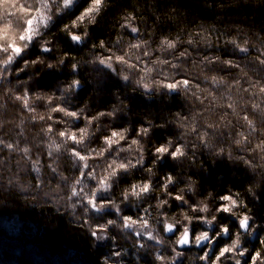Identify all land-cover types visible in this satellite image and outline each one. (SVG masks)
Returning a JSON list of instances; mask_svg holds the SVG:
<instances>
[{
	"label": "trees",
	"instance_id": "obj_1",
	"mask_svg": "<svg viewBox=\"0 0 264 264\" xmlns=\"http://www.w3.org/2000/svg\"><path fill=\"white\" fill-rule=\"evenodd\" d=\"M17 2L23 3L24 0ZM12 12L15 9L10 5L0 7V16ZM20 18L13 16L12 22ZM72 18L56 23L53 16L55 26L50 25V31L42 29L49 32L44 39L51 41L48 46L52 51L43 53L41 40L24 57L28 61L39 57L44 63H29L26 71L19 73V79L17 72L6 73L7 80L0 83V105H3L0 107V138L17 146L16 151H9L6 147L0 149V264H162L155 259L157 254L165 258L163 264H174V248L183 253L175 264L181 260L183 264H205L199 260L204 253L194 242L187 247L175 243L184 225L193 229L196 235L208 230L197 220L189 225L184 217L187 214L211 219L216 215L217 230L220 224L235 222L231 239L219 237L204 249L215 253L214 260L219 249L236 238L237 216L216 212L226 203L219 198L234 193H239L244 203V207L235 212L250 215L257 234L264 239V150L258 147L264 144V124L259 114H253L251 110V104L261 102L264 97L253 100L238 88L229 90L219 86L212 91V96L216 97L213 101L207 91L192 88V92H197L203 99L201 103L191 92L181 90L177 95L158 86L162 81L189 78L201 89L212 90L213 75L223 77L226 85L240 79L242 87L248 86L245 83L248 77L256 80L260 75L259 66L252 58L258 55L264 38V0H107L98 22L87 26L82 44H75L66 32L61 31L63 24ZM7 22V19L0 20V26ZM124 24L136 27L138 31L132 33L130 27H122ZM79 34L84 35V26L79 29ZM232 40L248 47L249 52H239L229 43ZM101 41L104 42L103 48L99 46ZM164 42L173 43L175 47L168 48ZM133 44L140 47H130ZM65 54L67 60L61 65L58 62ZM118 55L124 56L128 64L135 67L117 64L114 57ZM108 56L113 57V67L119 75L99 63V59ZM205 57L212 60L220 57V60L208 64ZM3 58L0 55V59ZM225 59L237 62L240 68L229 70L222 63ZM50 62L55 65L53 69L47 68ZM72 63L78 65L76 73L71 72ZM18 67H24L23 60L19 61ZM56 68L60 70L56 71ZM241 69L248 73V77L242 76ZM125 75L129 76L128 81L123 80ZM73 79L80 80L79 89L67 93L58 90L67 87ZM137 81L150 84L151 93H145ZM9 89L13 91L9 92ZM25 89L30 90L29 103L35 107V112L27 111L22 101L15 100V96L22 95ZM37 96L43 98L38 100ZM49 96L54 97L51 107L83 110L78 127H69L72 123L70 117L51 111ZM232 102H235L239 116L227 108ZM101 112L114 115L93 121L84 144L78 146L82 154L96 156L101 149L107 148L104 137L110 136L112 131L128 129L126 139L113 145L115 150H110V155L106 152L105 157L88 161L90 169L99 165L95 168L97 180L84 178V184L77 187L89 192L106 174L104 170L114 158L117 162L131 160L135 164L142 154L143 165L122 173L110 193L104 195H110L120 204L124 215L146 219L147 231L161 239V244L115 226H110L105 233L106 239H97L91 235L94 227L116 217L106 215L108 208L96 213L85 212L82 203H77L75 209L71 207L77 198L69 201L68 197L79 171L69 149L77 146L69 141L59 152L52 151L49 146L52 141L63 142V138L57 135L59 131L68 128L78 133L88 119ZM225 112L229 114L225 116ZM245 113L253 119L255 132H251L243 121ZM48 115L57 121L51 134H46L47 126L53 123L47 119ZM40 116L45 119L40 120ZM150 125L153 127L148 135L137 136L142 126ZM133 139L143 146L142 153L139 145L131 143ZM169 139L174 144L183 145L186 155L175 161L169 157L157 161L154 148ZM202 139L211 147H205ZM237 140L243 143L238 145ZM26 147L30 149L27 154L22 151ZM121 148L125 150L120 151ZM93 149L96 152H92ZM221 149L223 155H217ZM229 153L232 159L228 158ZM240 156L250 160L252 166L236 159ZM52 168L57 171L53 172ZM149 168L151 173L147 171ZM169 175L174 182L165 189ZM62 176L68 179L64 180ZM145 182L152 185L149 193L140 198L130 196L122 202L125 190L130 191L132 184ZM177 195L187 201L182 207V202L175 200ZM161 201L167 203L159 206ZM205 205L208 212H192L193 207L199 209ZM165 223H173L179 230L175 235L165 233ZM134 227L140 229L139 224ZM100 235L104 236V233ZM240 239L250 253L242 259L252 264L251 255L257 252H261L264 259V245L244 234ZM115 252L120 255H114ZM234 259L223 260L222 264H234ZM256 264H260V260Z\"/></svg>",
	"mask_w": 264,
	"mask_h": 264
},
{
	"label": "snow or ice",
	"instance_id": "obj_2",
	"mask_svg": "<svg viewBox=\"0 0 264 264\" xmlns=\"http://www.w3.org/2000/svg\"><path fill=\"white\" fill-rule=\"evenodd\" d=\"M3 5H10L15 9V12L6 13L4 16H0V20H8L7 23H4L2 26H0V55H3L5 57L3 59H0V83H3L5 80H7V76L5 74L10 72H17V79H19V73H24L29 65V63L27 62H30L32 65L37 64L36 59L28 61L25 60L24 57L27 54V51L36 44H39L41 40H43V43L40 45L41 51L43 53H50L52 51V48L48 46L51 41L44 39V37L48 35L49 32L43 30L50 31V25H52L53 27L55 26L52 23L53 16L56 17V23H60L66 18L74 17L70 20L69 23L63 24V28L61 29V31L66 32L71 41H73L75 44H82L84 43V38L87 35V26L94 25L98 22V17L101 15L103 9L107 6V0H31V2H29V0H24L23 3H18L17 0H0V7H2ZM13 16H19L21 18L13 23ZM81 26H84V35L79 34V29L81 28ZM122 27L129 28L130 25L124 24L122 25ZM74 29L77 31H73ZM130 31L132 33H136L138 29L136 27H130ZM164 43H166V46L168 48L175 47L173 43ZM229 43H231L241 53L247 54L249 52L248 47L241 46L235 40L229 41ZM244 43L247 44L248 41H245ZM99 46L103 48L104 42L101 41ZM130 47L139 48L140 45L133 44L130 45ZM253 47H255V45H253ZM145 55H147V53H145ZM183 55L184 53H181V56ZM204 59L208 64H213L216 61H219L220 57H215V60L209 59L208 57H205ZM252 59L258 62L259 67L257 70L259 71L260 75L256 80H252L250 77H248V73L241 69L242 76L248 77V79L245 80V83L248 84L247 87L241 86L240 79H236L234 84L226 85L223 77L217 78V76L215 75L211 77L212 90L201 89L199 84H193L192 80L189 78L174 80L173 82L167 83L162 81L158 86L161 89L167 90V93H175L177 95L180 94L181 90H183V92L185 93L191 92V94L196 99L201 100V103H203V99H201V97L197 95V92H192V88H196L200 92L207 91L208 95L212 96V91L216 90L219 86H225L229 90L235 87L242 91L244 94H248L251 99L255 100V98L258 96L264 97V38H262L261 40V49L258 50V55L254 56ZM20 60L24 61V67H18ZM66 60L67 54H65V57L59 60L58 63L63 65L65 64ZM112 60L113 57L108 56L99 59V63L119 75V71L113 67ZM115 62L117 64H127L129 68L135 67L134 65L128 64V61L122 55L115 56ZM222 63L229 70L240 68V65L237 62H234L232 59H225L222 61ZM14 65H17V67H13ZM54 67L49 66L48 69H53ZM173 67H176V65H173ZM77 68V64H71L72 73H76ZM59 70V68H56V71ZM122 78L125 81L129 80L128 75H125ZM167 79L168 77H165V80ZM21 82L27 83V81ZM137 84L144 88L145 93H151L152 89L146 83L141 84V81H137ZM80 87V80L73 79L70 83H68L67 88L58 90L67 93L75 91ZM12 91L13 89H9V92ZM42 98L43 97L41 96L36 97V99L38 100ZM0 99H2V97H0ZM56 99H59V97H57ZM204 99H207V97H204ZM212 99L213 101H215L216 97L212 96ZM228 99L231 100L230 94L228 96ZM15 100L22 101L23 108L27 111H36L35 107L31 106L29 103V89H25L22 95L15 96ZM53 102L54 97L49 96L48 105L50 107ZM262 105H264V100H261V102L259 103L254 102L251 104V110L253 114H259L261 123L264 124V106ZM0 107H3V105H0ZM227 108L231 109L233 114H236L237 116L240 115V113L236 112L235 102L228 103ZM51 111L53 113H63L64 116L70 117L72 123L69 124V127H72L73 125L78 127V121L80 120V117L83 113V110H81L80 112L68 111L66 108L61 106L51 107ZM228 114L229 113L227 112L224 113L225 116ZM105 115L112 116L114 115V113L111 112V114H109L101 112L98 116H93L91 119L87 120L84 127L79 128L78 133L76 131H69L68 128L59 131L57 135L63 138V142L61 144H57L55 141H52V144L49 146L52 151L55 152H59L61 147L67 146L69 141L72 145L77 146L71 147L69 149L70 156L73 158L74 164H76L79 171V177H77L74 183L71 184V195L68 197L69 201H72L74 197L77 198V200L71 204V207L75 209L77 203H82L85 212L92 211L96 213L101 212L104 208H108L109 211L106 213V215H114L116 217L115 219H108L103 225L98 224L94 227V229L91 231V235L93 237H96L97 239H106V236H101L100 234L107 233L110 230V226H115L122 227L123 230H128L138 237H145L148 240L155 241L156 244H161V239H157L151 231H147L149 228V224L146 219H144L143 217H137L134 219L132 216L124 215L121 205L117 204L116 201L110 197V195H104L105 193H110V190L118 183L122 173H127L129 169L135 168L137 165L142 166L144 162L143 160L137 159L136 163L134 164L131 160H129L127 163H124L117 162V159L114 158L112 160V163L108 164L107 168L104 170L106 174L99 178L97 185L94 186L92 190H90L89 192H84L83 187H77L78 185L84 184V178L97 180L95 168L99 167V165H94L90 169L88 161L94 160L97 157H105L106 152L110 155V150H115L113 149V145H117L121 140L126 139L125 133L128 131V129L123 130L124 134L122 138L120 135L121 131H112L110 136L104 137V144L107 145V148L101 149L98 153H96V156H93L91 154H82V151L79 150L78 146L83 145L85 138L89 135V126L93 125V121H97ZM33 119H35V117H33ZM39 119L44 120L45 117L40 116ZM47 119L49 121H53V123L49 124L46 129V134H51L54 132L53 125L57 123V121L52 115H48ZM242 119L246 122L251 132L256 131L254 121L253 119H250L249 114L245 113L242 116ZM65 123L68 122L65 121ZM0 126H2V122H0ZM181 126L183 127V125ZM151 127L153 126H142L137 132V136L148 135L151 131ZM209 127H212V125H209ZM192 131H195V128H193ZM251 132L249 134H251ZM205 135H207V133H205ZM241 135L243 136V133H241ZM245 139L247 138L245 137ZM202 142L205 144V147H211V144L207 141H204L202 139ZM131 143H139V141L137 139H133ZM166 144L168 145L167 149L163 147V144L160 147L156 148L155 154L157 161H163L165 157H169L175 161L186 155L183 145L174 144L171 139L167 140ZM236 144L239 145L241 144V142L236 141ZM4 147H6L9 151L17 150V146L13 145L12 143H6L2 138H0V149ZM258 147L264 150V144H261ZM124 150L125 149L123 148L120 149V151ZM22 151L27 154L30 149L26 147ZM92 152H96V150L93 149ZM49 155H52L51 151L49 152ZM217 155H223V149H221L220 152L217 153ZM228 158L232 159L231 153L228 154ZM236 159L241 161L245 165H248L250 167L252 166V162L248 159H245L243 156L236 157ZM34 170L36 172H39L38 167L34 166ZM52 171L56 172L57 169L52 168ZM147 171L151 173L152 169L149 168L147 169ZM62 179L67 180L68 178L62 176ZM173 182V177L169 175L166 178L164 188L167 189L168 185L172 184ZM151 188L152 185L148 182L142 184H132L130 186V191L125 190L122 193V202H126L130 196L140 198L144 194L149 193L151 191ZM219 199L226 203L221 207H218L216 209V212L231 214L237 216L238 219V230L236 238L232 240L231 244L221 247L219 249V254L215 255V259L213 260L212 256L215 253L212 250L204 251V249L219 237H226L231 239V228L232 226H234L235 222H231L230 224H220L219 230H217L216 215H213L211 219H209L207 217L201 216L193 217L187 214L184 218L188 221L189 225L193 222V220H197L203 225H206L208 230L201 231L199 235H196L193 229H191L188 225H184L183 231L180 233L179 238L175 243L179 247H187L194 242L195 245L197 247H200L203 251L204 254L199 257V260L204 261L205 264H222L223 260L233 258H235L234 264H249L247 260L242 259L246 255H250V253L248 249L246 247H243L241 244V234L247 235L249 237H254L259 241L260 245H264V239H261L257 234L254 222L250 215H248L247 213L238 215L235 212L237 208L244 207V203L240 199L239 193L223 195ZM175 200L182 202V204L180 205L181 207L183 206V204L187 203V201H185L184 197L181 195L175 196ZM166 203L167 201H161L159 206H162ZM208 210L209 209L207 205L199 209L195 207L192 208V212L194 213L197 211L208 212ZM144 211L147 213L148 210L145 209ZM84 222L88 223V221ZM138 224L140 225L139 230L134 227ZM89 227H91V225H89ZM178 230L179 229L177 228V226L173 223H165L163 226V231L165 233H171L175 235ZM210 232L212 233V235H210ZM140 247L143 248L144 245L141 244ZM173 251L175 252V256L172 258V260L175 264L177 259L181 257L183 253L180 251H176L175 248L173 249ZM114 255L119 256L120 253L115 252ZM155 259L157 261H161L163 264L165 258L157 254ZM258 260H260V264H264V259H262L261 252H257L255 255H251L252 264H256ZM179 264H183V261H179Z\"/></svg>",
	"mask_w": 264,
	"mask_h": 264
},
{
	"label": "clouds",
	"instance_id": "obj_3",
	"mask_svg": "<svg viewBox=\"0 0 264 264\" xmlns=\"http://www.w3.org/2000/svg\"><path fill=\"white\" fill-rule=\"evenodd\" d=\"M114 59H115V57H114ZM36 61H37V63H44V61L43 60H41L39 57H37L36 58ZM27 63H30V62H27ZM49 66H55L53 63H48L47 64V68L49 67ZM149 71H151V69H149ZM149 87H151V85L150 84H147ZM65 88H67V87H65ZM109 114H111V112H109ZM123 131H121V138L123 137ZM237 141H240L241 143H243V141L242 140H237ZM133 145H139V143H133ZM161 145H159V146H156L155 148H154V153L156 152V148L157 147H160ZM163 147L165 148V149H167V147H168V145L165 143V144H163ZM139 150L141 151V153L143 152V146L142 145H139ZM140 160H144V156L141 154V156H140V158H139Z\"/></svg>",
	"mask_w": 264,
	"mask_h": 264
},
{
	"label": "rangeland",
	"instance_id": "obj_4",
	"mask_svg": "<svg viewBox=\"0 0 264 264\" xmlns=\"http://www.w3.org/2000/svg\"><path fill=\"white\" fill-rule=\"evenodd\" d=\"M106 234L104 233V236H105ZM191 245V244H190Z\"/></svg>",
	"mask_w": 264,
	"mask_h": 264
}]
</instances>
